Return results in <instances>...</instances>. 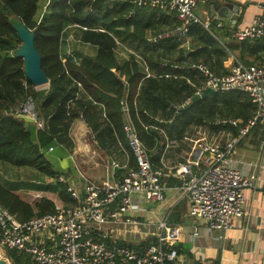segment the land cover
Returning <instances> with one entry per match:
<instances>
[{"label": "trees", "instance_id": "obj_1", "mask_svg": "<svg viewBox=\"0 0 264 264\" xmlns=\"http://www.w3.org/2000/svg\"><path fill=\"white\" fill-rule=\"evenodd\" d=\"M39 2L0 0V161L56 176L47 151L60 144L73 150V127L78 120H83L99 147L107 152L122 147L121 151L134 167L136 160L124 128L131 122L150 150L153 161L159 163L166 146L164 130L179 143L191 126L226 129L231 126L226 123L230 119H242L243 124L255 114L256 106L245 91L217 92L193 100L196 89L182 77L146 78L137 61L119 64L111 43L106 40L107 34L136 38L137 47H140L146 43V31L155 25L152 19L162 12L160 9L140 7L133 0L115 2L112 7H109V0H58L49 14L39 20L36 19ZM11 18L22 20L35 32L36 48L43 56L42 68L50 80L48 88L37 89L24 73V58L13 54L21 41ZM75 24L88 29L83 36L85 41L98 45L95 56H85L77 61L73 56L66 59L62 55L65 29ZM117 25L126 29L116 30ZM212 25L214 27L216 22ZM99 29L106 33L96 32ZM213 33L203 24H193L188 34L193 44L201 45V48L187 56L184 50L178 49L181 41L177 35L159 46L148 44L145 52L152 50L147 58L151 68L160 75L173 72V66L186 62L179 74L189 75L200 86L203 78L195 76L186 67L188 63L199 62L202 57L207 59L211 51L219 55L226 53ZM166 53H178V57L164 62L161 54ZM29 98L35 103L38 117L45 121L41 128L35 121L34 126H27L23 118L26 116H16L19 107ZM188 100L184 107H175ZM66 188L64 184L60 196L65 203L71 204ZM0 202L21 221L55 209V203L49 198L31 204L23 193L4 185L1 180ZM9 255L15 264H30V256L23 251L12 249Z\"/></svg>", "mask_w": 264, "mask_h": 264}, {"label": "built area", "instance_id": "obj_2", "mask_svg": "<svg viewBox=\"0 0 264 264\" xmlns=\"http://www.w3.org/2000/svg\"><path fill=\"white\" fill-rule=\"evenodd\" d=\"M133 1L137 6L155 7L179 19L180 25L168 34H158L156 40L177 35L189 48L190 27L195 23L203 24L196 14L200 0ZM203 25L207 27L209 23ZM233 32L238 40L261 39L264 36V15ZM186 68L203 78L200 86L189 75L170 72L160 76L169 78L174 75L186 79L196 89L195 95L202 94L207 87L220 92L236 89L249 95L256 106L255 114L241 125L236 119L229 120L239 126V136L222 141L209 138L200 131L197 135H189L185 139L193 144L191 159L187 164L174 167L168 163L166 155L168 148L178 144L176 139L167 142L160 164H156L134 125L127 122L124 128L136 166L132 167L128 160L112 159L107 177L96 181L84 174L72 155L74 166L83 180L84 194L80 186L68 182L65 174H56L57 180L67 185L71 204L55 202L53 212L36 214L21 221L0 202V263L15 264L8 253L12 249L28 254L30 264L176 263L183 235L181 225L172 224L167 219L153 221L142 217L143 203L164 202L167 190L164 180L171 169H175L180 188L190 200V217L204 223L209 231H227L235 226L246 207L245 190L255 186L256 175L238 168L232 154L239 137L257 125H264V62L260 65L236 62L222 74L204 63H188ZM146 72V77H150L152 73ZM187 103L175 107L180 109ZM16 114L33 119L38 128L45 123L38 117L32 98L23 102ZM194 167L202 168L200 172H194ZM121 169L123 174L118 175ZM198 235L196 229L190 235L191 240L195 241Z\"/></svg>", "mask_w": 264, "mask_h": 264}, {"label": "crops", "instance_id": "obj_3", "mask_svg": "<svg viewBox=\"0 0 264 264\" xmlns=\"http://www.w3.org/2000/svg\"><path fill=\"white\" fill-rule=\"evenodd\" d=\"M124 1L125 0H109V7H112L115 2ZM209 1L210 0H200L196 8V14L200 17L203 24L209 23L207 27H204L209 29L211 33L214 32L213 35L218 38V41L220 42L226 53L224 55H219L211 51L207 56V59L202 57L197 63L207 64L212 70L225 73L227 69L236 62H240L242 64L244 63L245 65H260L262 62H264V36L261 37V39L242 40H238L233 36L234 30L249 25L255 20V18L260 15H264V9L262 6L264 0H219L222 4H229L230 1L241 4L240 10L237 14H228V12H224L223 14H221L219 11L215 10L213 6L208 5ZM149 8L151 10L154 9L150 6L147 9ZM156 16V18L152 19V22H154L155 25L146 31V43L144 45H141L140 47H137V44L139 42L136 38L126 39L121 38L116 34H107L108 38L106 37V40L111 43L120 65L135 60L140 64L141 71L144 72L145 75L147 74L146 70L152 73L151 76L161 75H159V71L151 68V65L149 64L147 58L150 56V52L152 50L145 52L146 46L148 44L159 46L166 40L173 38L174 36H170L168 37V39L164 38L163 40H156L155 36L160 33L168 34V32H172L178 25H180V21L176 17V15L169 12H158ZM214 21L216 22V25L212 27V22ZM115 29L125 30L126 28L122 25H117ZM99 30H96V32H99L100 34L106 33L104 32V29ZM87 31L88 29L86 27H83L79 24L69 25L68 27H66L62 43V55H64L65 58L71 55L77 58V61H81L83 59L82 57L86 56L84 53H87L88 50H95L94 53H92V56H95L98 45L85 41L83 35ZM79 33L82 37L79 43L81 49L78 51V53H76L79 55L78 57V55L74 56L75 54H69V51H71V45H76L75 43L76 41H78V39H76V35ZM102 38L104 37L102 36L101 39ZM82 48H85L84 50L86 51L82 50ZM200 48L201 45L193 44V40L191 37L189 48L185 47L182 43H180L178 46V49L184 50L185 56H187L188 53L195 52ZM156 49L160 48L156 47ZM122 57H124V59H122ZM161 57L164 62H168L173 58L175 59V57L177 58L178 53H174L173 55H170L168 53L161 54ZM175 62L178 63L179 61ZM185 64L186 62H183L182 64L180 63L175 66L183 67ZM175 66L173 67L175 68ZM180 70L182 69L175 68L173 72L181 73L179 72ZM164 73L168 74L169 72ZM23 118L27 126H34V121H31V119H29L28 117ZM236 120L241 125L242 119ZM226 123L231 126L226 129L222 128L220 130H215L211 127H205L201 125L191 126L188 132L185 134L184 138L179 141L177 145H172L167 149L166 157L168 163L172 164L175 167L180 164H187L188 161H190L193 152V144H191V142L186 140L185 138L189 137V135H197L199 131L206 134L209 138H217V140L222 141L230 137H238L239 126L229 122ZM226 123L222 125L225 126ZM73 129L74 134H72V136H74V138H72L74 140V147L76 146L74 148L75 150L65 148L62 144L58 145V147L61 146L66 149L69 152L70 158L73 154L77 153L82 158V162L85 163V161L89 160V158H91V160L89 161H93L94 157H96L98 153H96L97 151H94V153H92L93 149L89 145V139L91 138V140H93L96 147L99 146L94 140L91 129L88 128L87 124L83 120H78ZM163 132L166 137V145L168 141L173 139V136H168V133L165 130ZM166 146L163 148L162 152L165 150ZM99 148L109 159L107 161H103V159L100 157L99 160H94L93 163L88 166L90 167L88 171L89 178L96 181L107 177L109 168L108 162L112 159L117 158L120 161L128 160L125 152L121 151V149L118 147H116L115 149H110L109 152L103 150L101 147ZM122 152L124 154H121ZM232 157L238 168L246 170L249 174L256 175L255 186L253 188H247L245 190L247 202L244 213L241 218L237 220L233 228H230L227 231H209L204 223L193 218L192 216L190 217V200L180 188L181 182L175 174V169H171L170 171H168L167 176L164 180L167 185L166 197L164 202L148 204V207L144 206L145 210L142 213L143 218L153 221L167 219L172 224L177 223L181 225L183 229L182 240L180 241L178 246L179 258L176 263L174 262L172 264H264V125H257L252 128L250 132L245 136L239 137ZM156 164H160V161ZM0 168L26 167H12L9 164H6V162L0 161ZM201 168L198 169L194 167L193 170L194 172H200ZM29 169L30 171L32 170L34 172L33 173L31 171L32 173L29 178L33 179V181L34 178H36V184L38 185L44 184L45 181L42 180L46 177L50 178L52 181L55 178V176H50L44 174L43 172L41 173L32 167H29L27 170ZM54 171L56 170L54 169ZM75 171L69 169L66 171L62 170L56 172L59 174H65L68 182H73L80 186L81 193L83 195V180L78 175L76 169ZM119 171L120 170H118L117 173L118 175L123 174V170L121 172ZM27 178L28 177L26 176V179ZM0 180L4 185L12 187L13 180L9 178L5 179L4 176H1V173ZM64 184L65 183L56 181L52 184H45L48 185L47 188H50L51 190L50 193L53 196L49 199L54 203H65L62 196H60ZM47 188L39 190L38 188H34L31 186V188H27L28 190L14 188L13 190L18 192L23 191L29 194V190L31 189L37 192L39 191L38 193H42V191L46 192ZM196 229H198L199 235L197 236L196 240L193 241L191 240L190 235Z\"/></svg>", "mask_w": 264, "mask_h": 264}, {"label": "rangeland", "instance_id": "obj_4", "mask_svg": "<svg viewBox=\"0 0 264 264\" xmlns=\"http://www.w3.org/2000/svg\"><path fill=\"white\" fill-rule=\"evenodd\" d=\"M57 1L58 0H40L38 12H37V15H36V19L42 20L43 17L48 15L49 12L51 11V8L53 7L54 4H56ZM76 36H77V38H76ZM76 36H75V38L78 39V41H76V43H75L76 45H74V46L71 45V47H70L71 51H69V54H73V55L75 54L74 56L78 55L76 53H78V51L81 49L79 43H80V40H81L82 36H80V33L77 34ZM71 38H72V36H71ZM84 49L85 48H82V50H84ZM84 51H86V50H84ZM94 51L95 50H88L87 53H84V54L86 56L87 55L88 56H92V53H94ZM66 55H68V54H66ZM69 56H71V55H69ZM78 57H79V55H78ZM75 59H77V58H75ZM122 59H124V57H122ZM41 88H48V84L41 85L40 87H37V89H39V90ZM16 116H18V115L16 114ZM72 134H74V129H73ZM72 137L74 138V136H72ZM75 144H76V142H75ZM89 145L93 149L92 153H94V151H97L96 153H98L97 156L94 157L95 161L99 160L100 157L103 159V161H107L109 159L106 155L103 154L102 150L99 147L95 146V144H94L93 140H91V138L89 139ZM47 156H48V159L51 161L52 166H54V169L56 171H62V170L66 171V170H69V169H72L73 171H75V169H76V167L74 166L73 159L70 158V156H69V152L66 149H64L63 147H61V146L60 147L56 146L53 150L47 151ZM73 156H74L73 158H75V160H76V163L79 166H81V170L84 172V174L86 176H88L89 175L88 171H89V168H90L88 166H90L93 163L94 160L93 161H89V160H91V158H89V160H86L85 163H84L81 160L82 158L77 153L73 154ZM114 159H117V158H114ZM2 162H5V161H2ZM6 164H9L12 167H18V166L13 165V164H11L9 162H6ZM25 167L26 168H0V173H1V176L5 177V179L9 178V179L13 180L12 188H14V189H27L28 187L31 188V186H32L34 188H38L39 190H42L43 188H47L48 187V185H45V184H52L55 181L59 182L57 180L56 176H55L53 181L50 178L46 177L45 179L42 180V181H45V183L42 184V185H38V184H36V178H34V181H33V179L29 178L33 171L31 170L32 171L31 172L30 169L27 170L29 167H27V166H25ZM26 176L28 177L27 179H26ZM29 191H30L29 194L25 193L23 191L21 193H23L25 200H27L28 202H30L31 204H34V205H35L36 202L40 201L43 198H51L53 196L50 193V191H51L50 188H47L46 192L42 191V193H38L39 191L37 192V191H34L32 189L29 190ZM143 205L148 207V204L143 203Z\"/></svg>", "mask_w": 264, "mask_h": 264}, {"label": "water", "instance_id": "obj_5", "mask_svg": "<svg viewBox=\"0 0 264 264\" xmlns=\"http://www.w3.org/2000/svg\"><path fill=\"white\" fill-rule=\"evenodd\" d=\"M208 5L213 6L214 9L219 11L221 14L224 12H228V14H237L241 7V4L236 2L230 1L229 4H222L219 0H210ZM262 6L264 9V2L262 3ZM11 24L16 30L18 38L21 41L20 45L14 50L13 54L16 57L24 58L25 75L30 79L36 88L41 85L49 84V77L42 68L43 56L36 48L35 32L30 30L22 20L17 18H11ZM216 92L217 91L214 88L207 87L205 92L195 95L193 100L207 98ZM0 264H3V262Z\"/></svg>", "mask_w": 264, "mask_h": 264}, {"label": "bare ground", "instance_id": "obj_6", "mask_svg": "<svg viewBox=\"0 0 264 264\" xmlns=\"http://www.w3.org/2000/svg\"><path fill=\"white\" fill-rule=\"evenodd\" d=\"M80 145V144H79ZM82 145V144H81ZM84 148V147H83ZM86 150V149H85ZM89 150V149H88Z\"/></svg>", "mask_w": 264, "mask_h": 264}]
</instances>
